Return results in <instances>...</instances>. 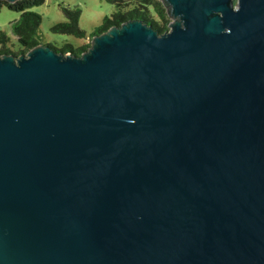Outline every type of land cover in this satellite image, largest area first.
<instances>
[{"label":"water","instance_id":"obj_1","mask_svg":"<svg viewBox=\"0 0 264 264\" xmlns=\"http://www.w3.org/2000/svg\"><path fill=\"white\" fill-rule=\"evenodd\" d=\"M166 1L0 54V264H264V0Z\"/></svg>","mask_w":264,"mask_h":264},{"label":"trees","instance_id":"obj_2","mask_svg":"<svg viewBox=\"0 0 264 264\" xmlns=\"http://www.w3.org/2000/svg\"><path fill=\"white\" fill-rule=\"evenodd\" d=\"M44 0H17L13 3H7L0 0V8L6 6L8 9L20 12V15L10 22V33L16 43L19 45L17 51H13L10 47L12 43L10 37L2 30H0V54H14L25 53L31 47L41 43L37 29L41 17L31 11H27L30 7L37 6L43 3ZM115 5L116 11L110 15H105L101 23L96 26L91 35L105 31L112 25L118 26L122 21L129 19H140L143 22L151 25L157 32L161 33L166 28V22L157 21L148 15L149 5L154 7V10H159L157 4L153 0H106ZM134 3V4H131ZM136 4V5H135ZM133 5V7H130ZM61 11L66 17V21L58 22L51 27L55 33L70 34L77 38L88 37L89 41L78 46H72L69 43L63 44L60 48L48 44L54 50L60 52H69L74 55H79L82 51L86 50L90 44V36L78 26V17L80 9L77 7H69L61 5ZM43 44V43H41Z\"/></svg>","mask_w":264,"mask_h":264},{"label":"rangeland","instance_id":"obj_3","mask_svg":"<svg viewBox=\"0 0 264 264\" xmlns=\"http://www.w3.org/2000/svg\"><path fill=\"white\" fill-rule=\"evenodd\" d=\"M61 5L80 9L78 26L86 32L87 36L93 33L105 15H110L117 9L115 5L106 0H44L42 4L30 7L27 11L36 13L41 17L37 29L41 43L51 44L57 48L65 43L78 46L89 41L88 37L77 38L70 34L55 33L51 30L54 24L66 21V17L60 8ZM19 15L20 12L10 10L6 6L0 8V30L10 37L12 42L10 47L13 51H17L20 47L11 35L9 26L10 22Z\"/></svg>","mask_w":264,"mask_h":264},{"label":"flooded vegetation","instance_id":"obj_4","mask_svg":"<svg viewBox=\"0 0 264 264\" xmlns=\"http://www.w3.org/2000/svg\"><path fill=\"white\" fill-rule=\"evenodd\" d=\"M153 1L157 4L156 6L157 8H159V10L156 11V9L154 10V7L152 5H149L148 15L150 17H153V19L157 21L166 22V28L162 32L167 31L169 29V26H168L169 23L175 20H179V17L171 14L170 5L167 3L166 0H153ZM237 1L238 0H233L234 4H236ZM131 4H134V3H131ZM130 7H133V5H130Z\"/></svg>","mask_w":264,"mask_h":264}]
</instances>
